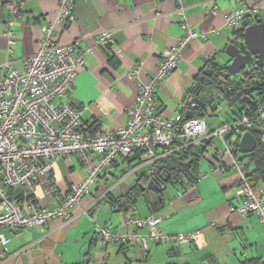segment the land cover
<instances>
[{"label": "crops", "instance_id": "crops-1", "mask_svg": "<svg viewBox=\"0 0 264 264\" xmlns=\"http://www.w3.org/2000/svg\"><path fill=\"white\" fill-rule=\"evenodd\" d=\"M5 1L19 3L21 16L13 19L0 6V64L10 61L22 71L25 60L36 52L41 28L57 9L58 0ZM180 5L187 22L203 36L190 41L181 50L177 68L156 90V105L166 119H174L177 115L191 118L199 113L209 131L223 122L233 121L240 105L230 106L225 98H215L213 109L209 106L201 109L189 103V109L185 110L189 92L195 84L203 83L204 70L229 61L227 48L241 39L244 24L264 21V0H180ZM240 6H256L259 13L236 29L223 28L225 16ZM177 7L171 0H78L75 3L73 21L63 29L57 28V42H77L79 47L91 49L84 67L77 71L69 96L73 104L83 108L84 127L95 123L96 130L107 132L126 124L127 108L136 94L130 72L140 67L139 77L142 80L151 78L161 54L177 46L184 35ZM9 21H13L12 30L16 35L10 55L4 37ZM102 32L111 34L113 42L110 45L96 44ZM221 102L227 108L223 116L218 114ZM207 116L214 122L207 121ZM203 147L197 150L201 151L198 152L199 175L204 174V179L196 184L184 181L182 186L166 185L158 203L151 202L153 193L148 190L146 181L149 167L140 163V156L116 158L90 186L89 194L71 210L69 222L56 218L40 228L2 230L6 243L2 246L5 252L0 250V264H240L249 259L264 261V227L259 218L254 213L242 217L236 212L241 200L235 194L237 175L230 168L231 159L236 157L232 145L228 156L221 154L224 146L220 139H212ZM240 160L245 165L246 161ZM127 172L132 173L124 177ZM52 176L59 195L64 197L71 185L78 184L86 176V171L77 157L71 156L56 161ZM134 188L139 192L133 198L128 197ZM9 195L23 206L30 199L36 206L47 203L42 188H36L30 196L22 194L20 189ZM152 207L156 208L152 210ZM150 215L161 218L159 228L167 234L192 235V240L184 244L149 242L148 250L143 251L128 238L132 233L145 236L148 230H136L126 225L125 219ZM98 220L125 241L102 248L94 232V222Z\"/></svg>", "mask_w": 264, "mask_h": 264}, {"label": "built area", "instance_id": "built-area-1", "mask_svg": "<svg viewBox=\"0 0 264 264\" xmlns=\"http://www.w3.org/2000/svg\"><path fill=\"white\" fill-rule=\"evenodd\" d=\"M77 1L58 0L57 9L41 28L36 52L25 60L22 71L10 61L0 64V250L3 252L6 239L1 231L4 229L40 228L56 218L69 222L71 210L89 194L90 186L118 157L126 158L138 153L140 163L152 170L171 154V150L165 149L174 142L187 140L186 145L200 148L214 138L222 141V156H228L231 144L226 135L240 133L241 136L252 128L260 130L259 144L264 150V95L255 103L254 110L243 111L237 120L223 122L209 131L200 117L177 115L174 119H166L158 111L155 99L157 88L177 68L181 50L190 41L203 36L183 16L180 0L171 2L178 6L184 35L177 46L161 54L151 78L142 80L139 77L140 67L130 72V78L136 84V94L127 108L126 124L107 132H92L84 127L83 108L73 104L69 96L77 71L84 67L91 49L81 48L77 42H57V28L63 29L73 21ZM0 6L13 19L21 16L17 2L0 0ZM258 13L256 6H240L225 16L223 28L236 29ZM12 25L13 21L7 23L8 29L4 34L8 55L16 43ZM216 34L220 35L219 32ZM112 42L109 32H102L96 40L99 46H108ZM71 156L77 157L86 176L78 184L71 185L69 192L62 197L52 171L59 158L68 159ZM230 168L238 178L235 194L241 205L236 212L242 217L256 214L264 227V188L253 187L247 181L245 166L240 158L233 157ZM131 173L127 172L124 177ZM204 177L200 174L197 181ZM36 188H42L47 200L45 205L36 206L30 199L23 206L9 195L11 191L20 189L22 194L30 196ZM160 222L161 218L155 215L126 218V225H132L136 230H148L145 236L132 233L128 241L147 251L149 242L184 244L192 240V235L167 234L159 228ZM94 232L102 248L125 241L99 220L94 222Z\"/></svg>", "mask_w": 264, "mask_h": 264}, {"label": "trees", "instance_id": "trees-1", "mask_svg": "<svg viewBox=\"0 0 264 264\" xmlns=\"http://www.w3.org/2000/svg\"><path fill=\"white\" fill-rule=\"evenodd\" d=\"M210 68L213 71L215 70V66L213 65H211ZM197 85H199V83L195 84L189 92L188 100L185 103V110L189 109V103L191 102L190 98L193 97ZM252 87L254 90H251ZM262 95H264V73L260 69H251L250 73L243 74V79L241 81L235 80L234 82H230L229 85L226 86V91L222 94V98H225L230 106L240 105L238 113H234L233 121H235L243 111L254 110L255 103ZM196 117H199V113H197ZM230 122L232 121H227V123ZM88 129L92 132L97 131L95 123L88 127ZM249 133H251L256 141V148L250 157L243 159L246 161L245 165L243 164L246 170V178L253 187L259 185L264 188V150L259 144L260 130L258 128H252L249 130ZM233 136L235 138L233 141H230V144L232 145L233 151H235L238 147L240 133H228L226 139L231 140ZM188 142L187 140H178L169 148L165 149L168 151L171 150V154L161 161V169L158 174H155L149 169V172H151V175L154 177L153 183H150V180H146L148 183V190L153 193L151 202L158 203L157 200L161 199L162 190L166 185L182 186L184 181L189 184L197 183L199 176L198 154L201 153V151L194 156V152L197 151L198 148L186 145ZM209 142L210 141L205 142V145ZM135 155L137 157L139 156L138 153H135ZM234 155L238 157V154ZM138 192L139 190L134 188L129 192L128 197L133 198ZM154 208L156 207H152V210H154ZM240 264H264V261L260 259H249L242 261Z\"/></svg>", "mask_w": 264, "mask_h": 264}, {"label": "water", "instance_id": "water-1", "mask_svg": "<svg viewBox=\"0 0 264 264\" xmlns=\"http://www.w3.org/2000/svg\"><path fill=\"white\" fill-rule=\"evenodd\" d=\"M243 27L241 39L227 48L226 55L229 61L225 65H215L214 71L212 69L203 71V83L196 86L191 104L201 109L208 106L213 109L216 105L214 99L222 98L230 82H234L236 78L237 81H241L243 74L250 73L251 69H260L264 73V21L256 20L251 25L244 24ZM251 90L254 88L252 87ZM201 148H204L203 145ZM255 148L254 137L251 133L244 132L234 153L238 154L240 159H246L252 155ZM198 152L199 150L195 151L194 156ZM160 169L161 166L158 165L152 169V172L158 174ZM146 178L153 183L154 177L151 172Z\"/></svg>", "mask_w": 264, "mask_h": 264}, {"label": "rangeland", "instance_id": "rangeland-1", "mask_svg": "<svg viewBox=\"0 0 264 264\" xmlns=\"http://www.w3.org/2000/svg\"><path fill=\"white\" fill-rule=\"evenodd\" d=\"M226 111H227V108L225 107L224 103L221 102L220 107H219V109H218V114H219L220 116H223V115H225ZM218 118H219V117H218ZM206 120H207V121L210 120L211 122H214V121H213L214 119L211 118V117H208V116H207ZM216 139H217V138H216ZM216 139L214 138V141H215Z\"/></svg>", "mask_w": 264, "mask_h": 264}, {"label": "flooded vegetation", "instance_id": "flooded-vegetation-1", "mask_svg": "<svg viewBox=\"0 0 264 264\" xmlns=\"http://www.w3.org/2000/svg\"><path fill=\"white\" fill-rule=\"evenodd\" d=\"M236 80H237V78H236Z\"/></svg>", "mask_w": 264, "mask_h": 264}]
</instances>
